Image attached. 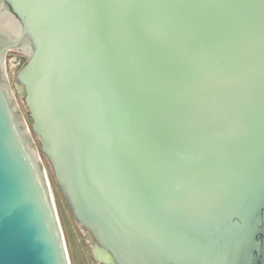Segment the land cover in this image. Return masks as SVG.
Listing matches in <instances>:
<instances>
[{
  "label": "water",
  "instance_id": "95a60500",
  "mask_svg": "<svg viewBox=\"0 0 264 264\" xmlns=\"http://www.w3.org/2000/svg\"><path fill=\"white\" fill-rule=\"evenodd\" d=\"M34 136L96 261L264 264V0H0V264H76Z\"/></svg>",
  "mask_w": 264,
  "mask_h": 264
},
{
  "label": "rangeland",
  "instance_id": "374dc122",
  "mask_svg": "<svg viewBox=\"0 0 264 264\" xmlns=\"http://www.w3.org/2000/svg\"><path fill=\"white\" fill-rule=\"evenodd\" d=\"M13 59L14 58L12 55L6 54L5 62L7 68V77L10 81L11 88L24 112V117L26 120H28L29 111L27 105L24 102L23 95H20L16 86L18 84V82L15 79L18 60L14 61ZM35 143L39 150L40 157L44 163V170L48 177L50 186L54 192L59 210L65 220L67 232L70 238V245L73 247L76 264H99V261H96L97 258L93 255L92 252V244L94 241L93 238H88V234L85 228L76 222L74 216L70 212L63 198L62 193L57 187L52 167L50 166L46 156L41 152L39 148V142L36 137H35Z\"/></svg>",
  "mask_w": 264,
  "mask_h": 264
},
{
  "label": "flooded vegetation",
  "instance_id": "af4514ba",
  "mask_svg": "<svg viewBox=\"0 0 264 264\" xmlns=\"http://www.w3.org/2000/svg\"><path fill=\"white\" fill-rule=\"evenodd\" d=\"M8 51H9V50H8ZM8 51H7V52H8ZM13 51L15 52V54H16V56H17V57H14V56H13V58H14L13 60H14V61L18 60V64H17V66H18V65H19V61L21 60V57H23L24 55H23V53H21V52L18 53L17 50H13ZM18 92H19V91H18ZM93 242H94V241H93ZM100 264H102V262H101ZM105 264H106V263H105Z\"/></svg>",
  "mask_w": 264,
  "mask_h": 264
},
{
  "label": "bare ground",
  "instance_id": "6f19581e",
  "mask_svg": "<svg viewBox=\"0 0 264 264\" xmlns=\"http://www.w3.org/2000/svg\"><path fill=\"white\" fill-rule=\"evenodd\" d=\"M17 86V90L19 91V93H20V95H22V93H21V91H20V89H19V85L17 84L16 85ZM86 230V229H85ZM86 232H87V234H88V231L86 230ZM92 252H93V255L97 258V255H96V253H95V251H94V242H93V244H92ZM101 263V261H99V264Z\"/></svg>",
  "mask_w": 264,
  "mask_h": 264
}]
</instances>
